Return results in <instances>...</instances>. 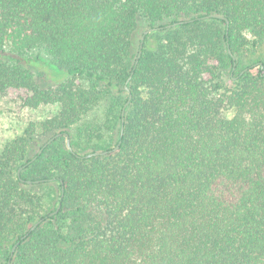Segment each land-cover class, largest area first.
I'll return each mask as SVG.
<instances>
[{
	"label": "trees",
	"instance_id": "trees-1",
	"mask_svg": "<svg viewBox=\"0 0 264 264\" xmlns=\"http://www.w3.org/2000/svg\"><path fill=\"white\" fill-rule=\"evenodd\" d=\"M9 96L0 264H264V0H0Z\"/></svg>",
	"mask_w": 264,
	"mask_h": 264
},
{
	"label": "rangeland",
	"instance_id": "rangeland-1",
	"mask_svg": "<svg viewBox=\"0 0 264 264\" xmlns=\"http://www.w3.org/2000/svg\"><path fill=\"white\" fill-rule=\"evenodd\" d=\"M37 56L45 59L41 66L46 73L51 84H57L60 78L61 69L52 65V60L43 51H33L27 54L26 58H36ZM41 69V68H40ZM30 70L39 75V69L31 67ZM58 108L56 106H43L37 109L25 108L14 97H0V152L2 148L11 140L23 136L31 125L46 120L54 116ZM48 137H35L36 143L32 146V153H34L38 146L41 145Z\"/></svg>",
	"mask_w": 264,
	"mask_h": 264
},
{
	"label": "water",
	"instance_id": "water-1",
	"mask_svg": "<svg viewBox=\"0 0 264 264\" xmlns=\"http://www.w3.org/2000/svg\"><path fill=\"white\" fill-rule=\"evenodd\" d=\"M178 24H180V23H174V24H172V25H167L166 28H170V27L176 26V25H178ZM156 30H157V28L149 29V30L146 31V32L144 33V35L141 37L140 50H139V53H138V57H137V59L139 58V56H140V54H141L142 44H143V42H144L145 35H147V34H149V33H151V32H154V31H156ZM136 62H137V61H136ZM129 80H130V77L127 79V81H126V83H125V86H124L125 90H128V86H127V85H128V83H129ZM128 104H129V101L125 104L124 109H123V112H122V115L124 114V110H125V108L127 107ZM54 138H55V137H53L52 139L48 140L47 143L43 146V148H44L46 145L50 144V143L54 140ZM67 146L69 147V142H68V141H67ZM116 148H117V147H116ZM40 152H41V150L39 151V153H40ZM103 154H105V153H103V152H102V153H98V152H96V153H92V154H88V155H86L85 158H90V157H92V156H98V155H103ZM58 208H59V206H58ZM57 211H58V209H57L54 213H52V214H56ZM41 222H42V220L37 221V222H36V223L30 228V231H32L35 227H37ZM16 247H17V244H15L14 247L12 248L11 255H13L14 250H15Z\"/></svg>",
	"mask_w": 264,
	"mask_h": 264
}]
</instances>
